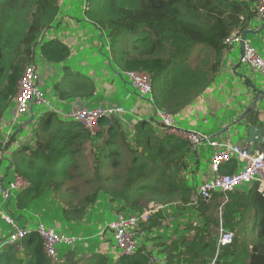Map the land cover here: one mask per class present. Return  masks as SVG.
Instances as JSON below:
<instances>
[{
  "label": "trees",
  "instance_id": "trees-1",
  "mask_svg": "<svg viewBox=\"0 0 264 264\" xmlns=\"http://www.w3.org/2000/svg\"><path fill=\"white\" fill-rule=\"evenodd\" d=\"M61 1L0 0V151L12 156L9 167L14 175L28 181L15 196L19 211L47 214L53 219L50 226L57 225L59 231L67 224L92 230L62 262L46 254L43 239L31 230L2 247L0 264H212L213 260V264H264V192L254 183L238 186L227 196L216 193L215 206L224 226L235 232L233 242L218 249L219 216L208 201L192 200L198 190L193 186L198 175L190 169L194 149L169 134L154 116H132V122L104 118L95 135L51 106L38 114L32 107L22 114L32 113L17 128L16 122H8L11 111L16 113L14 97L26 67L35 64L37 56L50 64H62L72 56L71 45L47 36L55 24H62ZM259 1L85 0L81 12L106 36L107 63L113 71L147 72L154 96L150 105L179 112L212 91L230 50L225 38L234 31L251 30ZM72 14L67 15L75 19ZM195 45L201 46V53L214 52L215 61L208 56L203 66L191 64ZM78 77L74 90L59 95L95 94L96 81L81 73ZM87 186L90 190L83 193ZM151 203L163 207L150 222L139 224L136 252H117L113 233L103 224L108 215L140 214ZM170 210L175 222L168 223V234L166 229L160 238ZM178 221L186 229L180 231ZM98 225L100 233L93 238ZM252 227L259 231L248 243Z\"/></svg>",
  "mask_w": 264,
  "mask_h": 264
},
{
  "label": "built area",
  "instance_id": "built-area-1",
  "mask_svg": "<svg viewBox=\"0 0 264 264\" xmlns=\"http://www.w3.org/2000/svg\"><path fill=\"white\" fill-rule=\"evenodd\" d=\"M258 16L264 20V0H260L257 5ZM228 48H233L236 44L242 45L241 62L248 64L252 69L264 75V54L254 44L253 39L243 33L234 31L229 34L224 41ZM128 78L131 87L140 97L152 103L154 100L152 82L150 75L145 71L127 70L123 72ZM41 73L40 68L33 64L26 67L19 83V90L14 97L15 116L10 122L13 125L16 119L22 114L32 110L35 104H46L51 106L50 101L45 97V92L40 87ZM149 96V99L146 97ZM155 113L159 116L162 126L169 134L188 141L192 147H197L202 143L214 149L210 163L211 176L206 178L198 190L193 194L192 200L210 202L214 194L223 192L226 196L238 186L247 184H257L264 192V146L256 151H251L239 144L226 140H218L197 129H186L181 127L179 119L181 112H174L168 109H156ZM127 111L119 105H100L95 107H84L72 111L66 116L84 125L93 135L101 128V120L104 118L123 117ZM2 152L0 151V164ZM233 159L242 161L243 166L232 173L221 171L222 165L231 162ZM28 186V181L23 176L16 174L9 181V186H4L0 177V189L4 195V200H10L15 192H20ZM161 204L151 203L149 207L140 214H118L117 217L106 224V228L113 233L119 253L132 255L139 246L138 227L140 223H148L153 214L162 208ZM2 217L9 224L11 232L6 240L0 245V250L7 244H13L31 231L28 226H21L13 214L3 212ZM36 231L44 241L46 254L55 262L64 261V256L59 254L57 246L59 244L75 245L82 242L85 236L70 232L59 231L54 227H48L45 222L38 223ZM235 232L226 229L221 212L219 213L218 242L217 247L226 246L233 242ZM215 260H213L212 264Z\"/></svg>",
  "mask_w": 264,
  "mask_h": 264
},
{
  "label": "rangeland",
  "instance_id": "rangeland-1",
  "mask_svg": "<svg viewBox=\"0 0 264 264\" xmlns=\"http://www.w3.org/2000/svg\"><path fill=\"white\" fill-rule=\"evenodd\" d=\"M85 6L86 2L85 0H74L73 1V10L72 12H67L68 13H73L72 15L75 17V21L78 22L81 26L80 29L85 28L84 34L81 35H87V32L92 36L91 38H84L86 42H88V48H86L83 51H80V54L72 59L64 61L62 64L60 63H53V64H46L45 62H42L39 57L37 56L35 64L40 67V73H41V81H40V87L43 89L45 92V97L50 101L51 107L56 109L55 107L59 110H64L65 113L69 112L72 109L71 106V101L73 97H68V104L63 105L61 104V101L58 100L61 97L59 93H67L69 92L70 89L74 90L75 87L78 84V80L80 79L78 77L79 73H84L88 74L89 69H94L96 72V76L98 77V84H97V89L98 86L103 85V83H108L112 85L114 90L111 91V94L109 96L106 95V91L104 88H99V92L96 94H91L90 96H86V100L89 102L88 106L89 107H95V106H100V105H119L122 106L127 113L123 115L121 118L125 122H132V115H134L132 109V106L134 105L135 101H139L141 103L147 104L149 107V115H147L145 118L149 119L150 117H155V119H159V116L155 113L153 110L152 106L147 100H144L140 97V95L131 87L128 78L125 74L120 73V72H115L113 69L110 67V65L107 63V57L106 54L108 53V42L106 39V36L104 34H101L99 30L95 28V26L90 23L86 17L83 16V13L81 12V5ZM254 26H257V21L254 20L253 22ZM60 23L55 24L54 27H56L55 31L59 33V28L58 26ZM62 27L68 28V25L62 22ZM260 29L255 31L254 33H249L248 36L253 39L254 44L258 47V49L264 53V51L260 48V44L262 41H264V27L263 23L259 25ZM62 30V28H61ZM96 41V45L94 42ZM98 42L100 43L99 45ZM201 46L195 45L194 50L192 51L191 57H190V63L195 64L198 63L199 65L201 64L202 66L204 65L202 62L210 57V62H214L215 59L213 58L215 56V53L210 51V55L201 53V50L199 49ZM207 51V50H206ZM225 56V61L228 63L229 66H236L237 70L236 71H230L227 74L221 73L219 77L217 78V85H221V81L224 80L226 82L225 84L221 85V88L226 89L229 91L225 95L222 91H220V88H214L213 95L212 97L209 98L208 101H203V102H194V106L196 107L197 105H201L202 109L206 111L205 116H202L200 120H198L197 125H191L187 120L186 116L182 117L181 113V119L179 120V123L181 127L186 128V129H197L200 130L201 132L211 135L206 131V128H210L214 125V121L218 120L219 118L224 120L226 117V114L229 115L231 114L230 108H232L235 104H238L240 99H242V92H245L247 85H245V79H242L239 77L240 73H247V76L250 77L252 81L259 82L262 84L264 87V75L260 73L259 71L253 70L248 64L241 62V57H242V51L240 45L236 44L233 48H231L229 51H227ZM82 60H85L88 62V66H82L80 65L79 62ZM223 62V60H222ZM65 66L67 68H65ZM53 67L55 69H53ZM70 69H69V68ZM49 72V73H48ZM83 75V74H82ZM252 85H256L253 84ZM53 86L54 92L48 93V90L51 89ZM103 87V86H102ZM251 90H254L251 88ZM97 91V90H96ZM214 97V98H213ZM228 97L231 98V101H228ZM149 99V96L146 97ZM102 100H109L111 101L110 103H101ZM113 102L117 104H113ZM58 104V105H57ZM47 105L46 104H35L33 106V111L32 113L38 114L40 113L41 109H46ZM57 111V109H56ZM32 113L26 114L23 117H18L16 119V128L21 124V122L26 118L29 117ZM130 113V114H128ZM140 115V113H137ZM140 117V116H139ZM14 118L13 112L8 115V122H12ZM126 119V120H125ZM18 121V122H17ZM6 125V131L7 129L10 128V125ZM200 126V128H197ZM6 133V132H5ZM22 135L26 134V131L21 132ZM221 139V138H220ZM240 140V137L237 134H233L231 141L232 142H238ZM204 143L201 145H197V149L199 150V153L201 154V161H200V166L198 170L195 172L199 173L198 174V180H195L194 182V187L199 186L201 177L203 172L208 171V162L207 159L210 158L211 154L213 153L212 149H205V146H202ZM210 147V146H208ZM211 148V147H210ZM11 151H14L11 150ZM12 156L10 154H5L4 156L1 157V164H0V177L3 180L4 186L7 188L9 186V181L13 179L14 173L10 165V159ZM85 172V171H84ZM195 179V177H194ZM197 186V189H198ZM90 186L84 187L83 188V193H86ZM197 191V190H196ZM19 192H15V195L13 196L12 199L10 200H4V195L1 192L0 189V245L3 243V241L6 239L5 237L8 236L9 234V229L10 225L7 224L6 222H3L2 219V213H8L11 214V210L14 211L15 217L18 218L17 221L21 226H25V223L27 224L28 228L31 230H36L37 225L39 222L43 221L44 218H47L48 221L46 222V225L48 227H51L50 225L53 223V219L48 216L45 213H42L41 211H19L14 204L15 201V196ZM215 196L214 194L212 200L209 202L213 205L214 207V213L216 216H218V210L215 206ZM22 215V216H20ZM189 216V214H186V218ZM2 217V219H1ZM117 217V214H109L107 218V222L103 223L104 226L114 220ZM174 215L173 211L170 210L169 212V218L168 222L166 224V227H164L160 231V238H163L164 231L167 229V234H168V223H174ZM4 220V219H3ZM45 222V221H43ZM252 221L249 223L251 224ZM179 230L183 231L186 229L185 226H182V223H179ZM54 228L58 230V226L54 225ZM66 230L63 229L65 232H71L74 234H80V235H85L87 237V232H90L92 229L88 228L86 226H81V225H72V224H67L65 225ZM63 228V226H62ZM173 229V228H172ZM100 225H98L95 230L93 231L92 237H96L100 233ZM170 230V229H169ZM259 229L255 230L253 227L249 229L248 232V237H247V242L248 243H253L257 237ZM175 233V232H173ZM110 235V234H108ZM158 236V235H157ZM152 237V234L151 236ZM4 239V240H3ZM112 241H114L113 238H111ZM149 240V239H148ZM92 241V240H91ZM150 241V240H149ZM83 242V241H82ZM152 243V242H151ZM73 245L69 244H59L57 246L59 254L61 256H64L66 252L72 248ZM120 250L117 249V252Z\"/></svg>",
  "mask_w": 264,
  "mask_h": 264
},
{
  "label": "crops",
  "instance_id": "crops-1",
  "mask_svg": "<svg viewBox=\"0 0 264 264\" xmlns=\"http://www.w3.org/2000/svg\"><path fill=\"white\" fill-rule=\"evenodd\" d=\"M73 1L74 0H62L61 1L62 5H63V9L65 10V12L61 11L60 19L62 20L63 23L68 25V28L62 27V24H61L58 26L59 33H57V31H55V29L49 30L48 33H50V34L47 33V36L59 37L62 40H64L65 42H67L69 45L72 46V56L70 59L78 56L80 54V51H83L86 48H88V46H89L88 42H86V40L84 38H86V36H87V38L92 37L89 34V32H87V35H81V34H84L85 28L80 29L81 25L78 22H76L74 18L67 15V12H72V10H73ZM82 6H83V4L81 5L80 8H82ZM255 20L258 23L257 26H254L252 23L249 27V29H251L250 32H252V33H254L255 31L260 29L259 25L261 23H263V27H264V20L263 19L258 17ZM61 28H62V30H61ZM95 43H96V41L94 42V44ZM99 44L100 43L98 42L97 45H99ZM240 47H241V45H240ZM260 48L264 51V41H262V43L260 44ZM241 51H242V47H241ZM225 56H226V54L224 55L223 62L221 63L217 78L219 77V75L221 73L227 74L230 71H236L237 70L236 66L232 67V66L228 65V63L225 61ZM79 63L82 66H88L89 65L88 62L85 60H82ZM46 64H50V63H46ZM53 69H55V68L53 67ZM82 74L93 78L96 81V83L98 84V80H97L98 77L96 76V72L93 68L88 70V74H84V73H82ZM239 77L242 79H245V85H247V87H248V88H246L245 92L241 93L242 99H240L238 104H235L232 108H230L231 114H229V115L226 114V117L224 120L219 118L218 120L214 121V125L210 128H206V131H208V133H210L212 137H214L218 140H226V141H230V142H232L231 139H232L233 134H237L240 137V140L238 142H235V144H239L243 147L251 149L252 151H256L260 148L261 144L257 141H249V139H248L249 128L253 125L256 126L257 128H262L263 129V135H264V87H262L263 85L260 84L259 82L252 81L250 79V77L247 76V73H240ZM217 78H216V81L212 84V90L214 88H220V91L224 90L222 92L226 95L227 92H229V91L226 89V87L224 89L221 88L222 84H225V86H226V82L224 80H222L221 85L218 86L217 85ZM247 81H249V82H247ZM252 83L256 84V85L254 86V85H252ZM99 88H104L107 96H109L111 94V91L114 90L112 85H110L108 83H103V85L98 86V89L95 92V94L99 92ZM251 88H253L254 90H251ZM51 92H54L53 86L51 87L50 90H48V93H51ZM212 95H213V91H211L210 93H206L205 95H201L199 98L195 99V101H198V102L208 101L209 98L212 97ZM59 98L60 99H58V100L61 101V104H63V105L68 104L67 97L61 96ZM228 101L229 102L231 101L230 97H228ZM110 102L111 101H109V100H102L101 101V103H110ZM194 102L191 105L185 107L184 109H182L180 111L182 113V117L186 116L187 117L186 120L191 125H197L198 120H200L202 118V116H205V114H206V111L202 109V106L197 105L195 107L193 105ZM88 103L89 102L86 100V97L82 98V97L75 96V97H73V99L71 101L72 109L69 112L65 113L64 110H59L57 108V106L55 108L57 109V112L60 113L61 115L62 114L67 115V114H70L72 111H75L77 109L89 107ZM113 104H117V103L113 102ZM152 108H153V106H152ZM131 110L134 113V115H132L133 117H139L140 116L142 118H145L147 115L150 114L149 113V107L147 106V104L141 103L139 101L134 102V105L132 106ZM153 110H154V108H153ZM137 113H140V115ZM128 114H130V113H128ZM197 128H200V126H198ZM232 143H234V142H232ZM202 146H205L206 150L212 149L214 152L213 148H210L207 145H202ZM212 154H211L210 158L207 159L209 169H208V171L203 172L202 177L200 178L201 179L200 184L206 178L211 176L210 163H211V159H212ZM193 158H194V160H190V163H191L190 169L193 171H196V170H198V168L200 166V161L202 159L201 154L199 153V150L197 148L194 149ZM196 161H198V166L194 165V162H196ZM242 166H243L242 161H237V160L233 159L231 162H227L224 165H222L221 171L224 173H231V172L237 171ZM198 174H200L199 171H198L197 175ZM83 236H85V235H83ZM86 238L87 237L85 236V239ZM80 243H82V242H80Z\"/></svg>",
  "mask_w": 264,
  "mask_h": 264
},
{
  "label": "water",
  "instance_id": "water-1",
  "mask_svg": "<svg viewBox=\"0 0 264 264\" xmlns=\"http://www.w3.org/2000/svg\"><path fill=\"white\" fill-rule=\"evenodd\" d=\"M252 33L250 31L243 33V38L246 37L247 34ZM243 50V44L241 45ZM249 141H257L261 144L260 148H263L264 146V135H263V129L257 128L256 126H251L249 128Z\"/></svg>",
  "mask_w": 264,
  "mask_h": 264
},
{
  "label": "clouds",
  "instance_id": "clouds-1",
  "mask_svg": "<svg viewBox=\"0 0 264 264\" xmlns=\"http://www.w3.org/2000/svg\"><path fill=\"white\" fill-rule=\"evenodd\" d=\"M257 12H258V10H257ZM258 17H259V16H258ZM259 18H260V17H259ZM149 103H150V102H149ZM210 136H211V135H210ZM211 137H212V136H211ZM213 138H214V137H213ZM203 145H206V144H203ZM191 146H192V145H191ZM207 146H208V145H207ZM193 148H194V147H193ZM196 148H197V147H195L194 149H196ZM248 149H249V148H248ZM249 150H251V149H249ZM251 151H252V150H251ZM231 173H232V172H231ZM201 183H202V182H201ZM200 185H201V184H200ZM200 185H199V186H200ZM220 212H221V210H220ZM220 212H218V216H219V213H220ZM221 214H222V212H221ZM222 218H223V217H222ZM63 232H64V231H63Z\"/></svg>",
  "mask_w": 264,
  "mask_h": 264
}]
</instances>
